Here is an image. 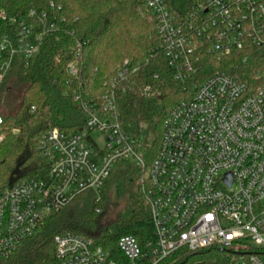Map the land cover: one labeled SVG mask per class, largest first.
I'll list each match as a JSON object with an SVG mask.
<instances>
[{"label":"built area","instance_id":"2783aa9c","mask_svg":"<svg viewBox=\"0 0 264 264\" xmlns=\"http://www.w3.org/2000/svg\"><path fill=\"white\" fill-rule=\"evenodd\" d=\"M184 1L174 13L172 0H147L161 40L159 50L175 79L185 89L192 88L194 95L168 113L147 172L154 242L143 249L134 236L124 235L117 247L125 264H159L182 250L209 249L236 255L231 264H264V71L252 82L222 70L204 81L191 80L204 53L222 61L241 56L250 46H264V0ZM29 17L47 18L35 11ZM0 20L9 27L0 31L1 89L15 58L35 56L42 38L25 19L2 14ZM249 60L248 55L242 57L244 64ZM238 65L231 63L234 70ZM138 69L125 61L117 76L104 83L102 107L89 112L83 130L66 134L50 129L41 134L47 173L30 175L0 197V259L11 258L52 213L79 194L99 193L119 163L146 167L137 141L122 131L117 107L118 91L129 90L130 72ZM67 70L76 76L77 62ZM3 125L0 115V143ZM54 243V264H124L109 259L103 247L83 235L66 232ZM244 243L258 253H245Z\"/></svg>","mask_w":264,"mask_h":264},{"label":"trees","instance_id":"16d2710c","mask_svg":"<svg viewBox=\"0 0 264 264\" xmlns=\"http://www.w3.org/2000/svg\"><path fill=\"white\" fill-rule=\"evenodd\" d=\"M172 1L174 13L177 4H185L184 0ZM32 11L47 18L31 19ZM2 14L25 19L42 43L32 58H15L0 89V115L4 119L0 197L30 175L47 173L41 134L50 129L66 134L83 130L89 112L102 107L104 83L117 76L125 61L139 69L130 72L129 90L118 91L119 119L123 133L137 141L146 167L119 163L99 193H81L67 207L52 213L11 258L0 259V264H54L55 238L66 232L93 239L109 259L125 264L117 247L120 237L134 236L143 249L155 240L147 172L157 156L165 118L180 101L192 97L194 90L185 89L175 79L174 69L159 50L161 40L147 0H0V18ZM8 28L7 22H2L0 31ZM246 55L250 60L244 64L242 57ZM234 56L218 61L204 53L199 72L191 80L204 81L222 70L252 82L264 71V46H250L241 56ZM73 62H77L76 76L67 70ZM233 62L239 63L236 70L231 67ZM147 86L151 92L146 91ZM244 244L245 253H258L254 246ZM212 251L182 250L159 264H185L197 254ZM218 254L221 264L238 259L222 251ZM148 263L152 260L142 264Z\"/></svg>","mask_w":264,"mask_h":264},{"label":"rangeland","instance_id":"374dc122","mask_svg":"<svg viewBox=\"0 0 264 264\" xmlns=\"http://www.w3.org/2000/svg\"><path fill=\"white\" fill-rule=\"evenodd\" d=\"M96 136H98V135L96 134ZM111 195H112L113 199L116 198L117 194H116V187L115 186L112 187ZM218 256H219L218 251H215V250L210 252V253L197 254V255L193 256L190 259V262L187 264H193V263H198V262H202V261H205V262L214 261V260L218 259Z\"/></svg>","mask_w":264,"mask_h":264}]
</instances>
